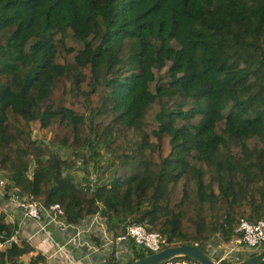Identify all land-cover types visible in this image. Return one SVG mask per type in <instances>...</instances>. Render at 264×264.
<instances>
[{
	"label": "trees",
	"instance_id": "1",
	"mask_svg": "<svg viewBox=\"0 0 264 264\" xmlns=\"http://www.w3.org/2000/svg\"><path fill=\"white\" fill-rule=\"evenodd\" d=\"M0 173L72 224L229 242L264 218V0H0Z\"/></svg>",
	"mask_w": 264,
	"mask_h": 264
},
{
	"label": "built area",
	"instance_id": "2",
	"mask_svg": "<svg viewBox=\"0 0 264 264\" xmlns=\"http://www.w3.org/2000/svg\"><path fill=\"white\" fill-rule=\"evenodd\" d=\"M12 185L9 188V185ZM0 210L17 225L15 232L0 240V250L22 241L37 240L51 244L58 262L77 261L79 251L86 249L85 258L90 262L93 254L100 255L101 264H109L113 256L119 264L135 259L134 244L150 253L163 248L164 234L149 229L148 222H132L123 234L116 235L109 228L108 218L100 212L90 215L79 224H72L65 218L60 204L50 207L37 201L33 194H24L0 173ZM264 244V218L249 220L240 218L236 235L229 242L213 245L212 258L219 264H236L258 252ZM54 257L50 255V259ZM163 264H201L187 256H174Z\"/></svg>",
	"mask_w": 264,
	"mask_h": 264
},
{
	"label": "water",
	"instance_id": "3",
	"mask_svg": "<svg viewBox=\"0 0 264 264\" xmlns=\"http://www.w3.org/2000/svg\"><path fill=\"white\" fill-rule=\"evenodd\" d=\"M187 256L197 260L201 264H219L210 254L192 244H182L177 246H167L159 252L150 253L140 259L134 260L130 264H163L166 260L174 256ZM264 261V249L237 262L236 264H260Z\"/></svg>",
	"mask_w": 264,
	"mask_h": 264
},
{
	"label": "crops",
	"instance_id": "4",
	"mask_svg": "<svg viewBox=\"0 0 264 264\" xmlns=\"http://www.w3.org/2000/svg\"><path fill=\"white\" fill-rule=\"evenodd\" d=\"M0 212H2L0 210ZM6 220L11 222L8 217H6ZM13 223V222H12ZM32 243H30L35 249L36 251H40L42 252L45 256H46V263H56L58 262L57 258L54 255V249L53 247H51V244H43V242H38L37 240L31 241ZM213 245H209L207 248V253L211 254L213 251ZM259 252V251H258ZM85 253H86V249L79 251L76 255V259L77 261L74 264H101V257L98 254H93L91 256L90 262H88V260H86L85 258ZM34 253H29V254H25L24 256H22L21 260L25 263V264H29L31 256ZM50 255H53L54 257H52L50 259ZM62 264H73L72 262H69L67 260H62ZM127 264V263H126Z\"/></svg>",
	"mask_w": 264,
	"mask_h": 264
},
{
	"label": "rangeland",
	"instance_id": "5",
	"mask_svg": "<svg viewBox=\"0 0 264 264\" xmlns=\"http://www.w3.org/2000/svg\"><path fill=\"white\" fill-rule=\"evenodd\" d=\"M32 135L34 138H39L42 139L44 141H49L50 137H51V132L48 130H39V129H33ZM56 151H58L62 156H67L70 154L69 151H67L65 148H60V147H56L55 148ZM77 176L79 178H83L85 175L84 169L79 168L77 171ZM219 239V238H218ZM216 239L213 243L211 244H217L218 242H224L222 240H218ZM264 249V244L261 245V247L259 248L258 251L263 250ZM24 256V255H23ZM225 264V263H224Z\"/></svg>",
	"mask_w": 264,
	"mask_h": 264
}]
</instances>
